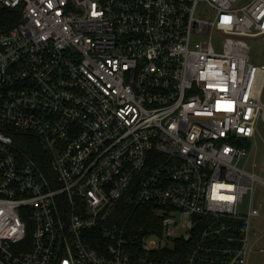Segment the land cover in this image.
I'll use <instances>...</instances> for the list:
<instances>
[{
  "label": "built area",
  "instance_id": "built-area-1",
  "mask_svg": "<svg viewBox=\"0 0 264 264\" xmlns=\"http://www.w3.org/2000/svg\"><path fill=\"white\" fill-rule=\"evenodd\" d=\"M260 36L264 0H0V264H249Z\"/></svg>",
  "mask_w": 264,
  "mask_h": 264
},
{
  "label": "rangeland",
  "instance_id": "rangeland-1",
  "mask_svg": "<svg viewBox=\"0 0 264 264\" xmlns=\"http://www.w3.org/2000/svg\"><path fill=\"white\" fill-rule=\"evenodd\" d=\"M242 2V1H241ZM243 3H240L242 5ZM197 14L204 18L210 19L213 16V12L208 8H198ZM220 37L214 39L216 46L219 47ZM251 46L250 57L252 63L256 65L264 64V37L249 38ZM264 101V98H263ZM249 155L240 162V166H244L246 170L256 173L260 178L264 180V119L260 118L257 123L256 136L249 141ZM254 205L261 210L263 215L262 229L264 232V185L262 183H256L255 192L251 196L245 195L243 204L240 206V212L247 213L250 207ZM264 249V238L255 247V251L251 256L249 264H264V251L260 252L259 249Z\"/></svg>",
  "mask_w": 264,
  "mask_h": 264
},
{
  "label": "trees",
  "instance_id": "trees-1",
  "mask_svg": "<svg viewBox=\"0 0 264 264\" xmlns=\"http://www.w3.org/2000/svg\"><path fill=\"white\" fill-rule=\"evenodd\" d=\"M11 25V24H10ZM9 26V25H8ZM18 145L22 147L25 152L34 158L39 163H45L47 160L43 149L41 148L39 141L33 137L21 138L18 140ZM151 211L149 208H136L127 202L121 204L117 211V217L120 222L128 221L129 225H132V221L135 224H144L149 220Z\"/></svg>",
  "mask_w": 264,
  "mask_h": 264
}]
</instances>
